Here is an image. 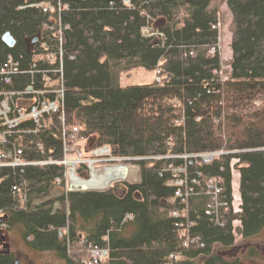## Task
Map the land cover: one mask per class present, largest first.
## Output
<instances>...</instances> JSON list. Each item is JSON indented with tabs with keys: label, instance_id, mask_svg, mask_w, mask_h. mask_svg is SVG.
Returning <instances> with one entry per match:
<instances>
[{
	"label": "trees",
	"instance_id": "16d2710c",
	"mask_svg": "<svg viewBox=\"0 0 264 264\" xmlns=\"http://www.w3.org/2000/svg\"><path fill=\"white\" fill-rule=\"evenodd\" d=\"M221 1L233 22L224 82L219 56L208 55L218 39L214 0H0V94L11 97L9 118L42 101L65 106L61 118L45 113L7 135L0 117V154L22 163L0 167V226L65 264H84L92 247L107 251L102 264H241L227 253L236 246L234 220L242 240L264 227V0ZM146 28L164 40L143 37ZM6 33L14 46L3 42ZM161 61L173 75L168 85L121 87V72ZM73 128L87 153L106 146L138 164L140 183L58 189L65 172L54 162ZM208 153L220 154L197 159ZM170 165L182 172L164 171ZM177 178L186 185H173ZM15 260L0 251V264Z\"/></svg>",
	"mask_w": 264,
	"mask_h": 264
},
{
	"label": "rangeland",
	"instance_id": "374dc122",
	"mask_svg": "<svg viewBox=\"0 0 264 264\" xmlns=\"http://www.w3.org/2000/svg\"><path fill=\"white\" fill-rule=\"evenodd\" d=\"M214 1H215L214 5L217 7V10H218V23L219 24L217 25V27H215L217 28V31H218V39H217V43L215 44V46H212L210 50L208 51L209 53L208 55L214 56L217 54V56H219L221 77L224 78V80H222L224 82V81H227L229 78L228 76H229L230 68L228 64L232 58L230 42L233 36V33H232L233 22H232L231 11H229L226 3L225 2L223 3L221 0H214ZM143 30L144 29H142V32H141L143 37H146V38H149V37H159L160 38L161 37L162 38L161 41L164 40V36L162 35L161 32L158 33L152 30L151 28H148V29L146 28L145 32H143ZM162 64H163V61L158 62L155 70H151V71H147V70H144L143 68H139V69H130L129 71L121 72L120 77H119V82H120L121 87L124 88V87H129V85L150 84L153 81L156 82L157 85H159L160 87L168 85L170 82L163 83V81L162 82L159 81L160 79L163 78V75L165 73L171 74L168 72L161 71L160 67ZM171 80H173V77H170V81ZM26 90L27 92L31 91L30 89H26ZM4 94L5 93H2L0 95H4ZM22 104H23V101L20 99V101L18 102V105L22 106ZM60 104L61 106H60L59 112L56 110L53 111V114H55L56 116H60L61 113H65V111L63 110L65 107L64 102H60ZM46 113H51V112H46ZM42 117L43 116H40L38 121H35L33 118L31 120L40 123ZM78 132H79V129H78ZM70 140L68 141L70 143H68L66 147H69L67 148V150H69V152L71 153L66 155V160L78 161V163L76 165H73V167L62 164L64 168V172H65L64 177L66 179V184L59 185V187H57L58 189L65 190L66 188L67 190L65 191L67 192L68 190L69 191L71 190L73 192L96 191V190L91 189V186L87 185L89 184V181L91 180L93 181V177H92L93 171H91L89 168L90 162L92 166L95 167L96 169L98 168L108 169V168H112V167H116V166H120L124 164L128 166L129 169L132 170L133 167H136L138 165L134 163L132 164L128 160L122 161V160L116 159L115 157H113L111 152L108 153L105 150H103V152L99 151V153L94 152V154H91L93 150H99V148L105 149L104 146H99L98 148L91 147L93 149L91 150L89 154L86 152L89 150L87 147L86 140L79 141V138H75V140L70 138ZM72 141H74L77 144L76 145L77 146L76 149H78L77 152L75 150V146H72L74 147L73 148L74 150H72V147H70L71 145H74L73 144L74 142ZM78 153L82 154L80 160H82L83 162H79ZM172 156L173 155H166L165 158H169ZM61 159H64V157H62ZM158 159H163V158L158 157ZM235 162L236 161L234 159H231V163H230L231 173H232L231 176H233L232 184H231V187H232L231 196L233 198L232 208L235 209V211H239L240 209L239 208L240 206V197H239L240 175L238 174V171L235 168V165H234ZM172 168H173L172 171H175L176 173L178 171L182 172V170H179V169L176 170V168L173 167L172 165L166 166V169L164 171L171 170ZM137 169L140 172L139 167H137ZM131 170H128L127 172H125L124 176L122 175L123 176L122 178H117V179L113 178L109 186L106 188L107 189L114 188L115 190H117L118 188H122V187H119V185H122L126 182H131V183L137 182L134 179L135 177H137V174H134ZM71 176H74V179L76 181L73 182V179H71ZM102 180L104 179H101L100 181ZM75 185L76 187L79 188V190H72V189H75V188H72ZM96 192H100V191L98 190ZM240 225L241 223L239 220H234L232 226H233L234 241H235L236 246L235 248L227 251L228 258L236 257L239 259V263L241 264H264V227L260 230V232L256 234V236L248 238L246 240H242L239 232L235 229V228L240 227ZM0 230H2V235L4 236L3 237L4 239H1L0 237V242L2 244L4 243L9 244V251L13 252L15 258H17V260L21 264H65L64 260L59 259L57 255H55L54 252H50V251L44 252V253L39 252V251L35 252V251L30 250L28 247H25L18 229L9 231L6 229V227H4V225H1ZM61 231L63 233L65 229H62ZM1 243H0V251L4 252V247L2 246ZM245 249H247L246 253L243 252ZM95 255L99 259V262L97 264L104 263L103 259L105 255L100 256V254L97 255L96 253ZM91 256L93 257V253L89 255V258H86V261L84 262V264H91L89 263L91 260L90 259Z\"/></svg>",
	"mask_w": 264,
	"mask_h": 264
},
{
	"label": "built area",
	"instance_id": "2783aa9c",
	"mask_svg": "<svg viewBox=\"0 0 264 264\" xmlns=\"http://www.w3.org/2000/svg\"><path fill=\"white\" fill-rule=\"evenodd\" d=\"M42 8H43L44 12H48V10L50 9V7L48 5H46V7L43 5ZM143 32H145V29L143 30ZM6 67H7V65L4 66L3 70ZM168 75L169 74L165 73L163 75V78L160 79L159 81H161V82L163 81V83H169L170 77ZM27 89H30V88H27ZM9 96L10 95H8V94L0 95V98H1V100H0V117H2L3 125L5 126L4 130H2V132H4V134H6V135L8 133H10L11 129H15V128L21 126V123L25 120H31L33 118L35 121H38L39 117L43 116V114H45L46 112L53 113L54 110H56L58 112L60 110V106H58L55 101H51V102L42 101V103H40V105H31L26 110H23L21 108L16 110L14 116L9 118V113L13 110V108L11 107V100H10L11 97H9ZM77 134H78V128H73V130H71V133L67 134V131H65L63 133V139H65V141L66 140L69 141L70 138L75 140V138H77ZM72 142H74V141H72ZM73 144L74 145H71L70 147L75 146V150L77 152L78 151V149H76L77 144L75 142ZM67 148H69V147H65L63 149L64 150V155H63L64 159H59V160H56L55 162L54 161H49V162H54V163H57L60 165L65 164L66 166L69 165L70 167H73V165H76L78 163V161L66 160V155L71 153V152H69V150H67ZM73 148L74 147H72V150H74ZM104 148L105 149L101 148L99 150H93L91 152V154H94V152L99 153V151L103 152V150L110 153L109 148H107V147H104ZM220 153H218V154H214V153L203 154V156L201 158L204 161V163H208L214 157H217L216 155H219ZM81 155H82L81 153H78L79 162H83L82 160H80ZM9 159H10L9 156L7 157L6 153H1L0 154V167L1 166H11L12 167V165L15 166V165L22 164V163H18V160H19L18 157H14L10 161H9ZM92 167L93 166L90 162L89 168L91 169ZM178 172H180V171H178ZM182 179L183 178H177V180L173 181L172 184L179 186L181 188L183 183L186 185V183ZM210 183H211V180H210ZM218 192H219V189H216L214 195H216ZM181 196H182L181 195V189H178L175 192V197L181 198ZM175 216H176V214H175ZM61 233H62V231H61ZM89 253L90 254L93 253V257L91 256V258H90L91 260L89 263L97 264L99 262V259L97 258L95 253L97 255L100 254V256H104V255H106L107 251L105 249L102 250V249L92 247V248H90Z\"/></svg>",
	"mask_w": 264,
	"mask_h": 264
},
{
	"label": "bare ground",
	"instance_id": "6f19581e",
	"mask_svg": "<svg viewBox=\"0 0 264 264\" xmlns=\"http://www.w3.org/2000/svg\"><path fill=\"white\" fill-rule=\"evenodd\" d=\"M219 23L217 22V25H218ZM217 25H216V27H217ZM169 77H173V75H172V73L171 74H169L168 75ZM159 86V85H158ZM63 116V115H62ZM58 117H60L61 118V115L60 116H58ZM104 147H106V146H104ZM99 149H101V148H99ZM203 156V154H198V156H197V159L198 158H201ZM122 160H125V159H122ZM137 167H139L138 165L136 166V167H133L132 168V170L131 169H129V167L128 166H126V165H124V164H122V165H120V166H116V167H112V168H108V169H103V168H98V169H96L95 167H92L90 170L91 171H93V174H92V177H93V181L91 182V181H89V184H87V185H89V186H91V189H93V190H96V191H101V190H106L107 188L106 187H108L109 186V184L111 183V180L113 179V178H122L123 176H124V174H125V172H127L128 170H131L134 174H137V177H135L134 179H135V181H137V182H135V183H140V172L138 171V169H137ZM71 175H72V173H71ZM123 175V176H122ZM65 176V175H64ZM136 176V175H135ZM71 179H73V182L74 181H76L75 179H74V176H71ZM70 179V180H71ZM101 179H104V180H102V181H100ZM100 182H99V181ZM99 182V183H98ZM63 184H66V179H65V177L63 178V182H62ZM94 187V188H93ZM72 188H75V189H72V190H79V188L78 187H76V185L75 186H73ZM78 188V189H77ZM65 190H67L66 188H65ZM69 191V190H68ZM71 191V190H70Z\"/></svg>",
	"mask_w": 264,
	"mask_h": 264
},
{
	"label": "water",
	"instance_id": "95a60500",
	"mask_svg": "<svg viewBox=\"0 0 264 264\" xmlns=\"http://www.w3.org/2000/svg\"><path fill=\"white\" fill-rule=\"evenodd\" d=\"M2 40H3L4 43H6L10 47L14 46V44H15L13 38L8 33H6V35L3 36ZM0 221H3V220L0 219ZM2 246L4 247V254L10 252L8 243H4V244H2ZM16 264H21V263L18 260H16Z\"/></svg>",
	"mask_w": 264,
	"mask_h": 264
},
{
	"label": "crops",
	"instance_id": "0c3cea01",
	"mask_svg": "<svg viewBox=\"0 0 264 264\" xmlns=\"http://www.w3.org/2000/svg\"><path fill=\"white\" fill-rule=\"evenodd\" d=\"M101 192V191H100ZM25 245V244H24ZM25 247H27L26 245H25ZM31 250V249H30ZM33 251V250H32ZM36 252V251H35ZM40 252V251H39ZM51 252V251H50ZM44 253V252H43ZM56 255V254H55ZM16 260H17V258H16ZM16 260H15V262H16Z\"/></svg>",
	"mask_w": 264,
	"mask_h": 264
},
{
	"label": "flooded vegetation",
	"instance_id": "af4514ba",
	"mask_svg": "<svg viewBox=\"0 0 264 264\" xmlns=\"http://www.w3.org/2000/svg\"><path fill=\"white\" fill-rule=\"evenodd\" d=\"M246 251H247V249H245L243 252H245V253H246ZM251 253H253V252H251Z\"/></svg>",
	"mask_w": 264,
	"mask_h": 264
}]
</instances>
